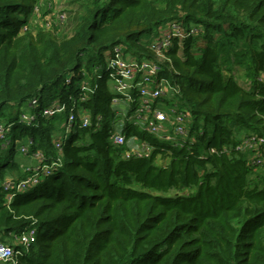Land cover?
Instances as JSON below:
<instances>
[{
    "label": "trees",
    "instance_id": "obj_1",
    "mask_svg": "<svg viewBox=\"0 0 264 264\" xmlns=\"http://www.w3.org/2000/svg\"><path fill=\"white\" fill-rule=\"evenodd\" d=\"M80 1L73 35L60 39L28 30L37 0H0V115L12 123L0 145V241L16 247V264H264V142L236 150L245 137L264 138V0ZM170 22L197 29L168 51L176 101L192 115L185 142L126 122L127 136L155 146L149 158L127 159L109 122L77 128L59 152L56 120L65 113L19 122L27 104L39 113L55 100L75 99L94 122L114 115L107 77L85 101L82 81L120 44L154 58L143 36ZM17 140L30 159L42 152L62 164L8 204L7 175L30 173L15 159ZM30 228L36 241L16 244Z\"/></svg>",
    "mask_w": 264,
    "mask_h": 264
},
{
    "label": "built area",
    "instance_id": "obj_2",
    "mask_svg": "<svg viewBox=\"0 0 264 264\" xmlns=\"http://www.w3.org/2000/svg\"><path fill=\"white\" fill-rule=\"evenodd\" d=\"M38 5L35 4L33 13H37ZM68 14L63 8L52 17L44 20V28L55 29L65 24ZM26 27V26H25ZM27 28V27H26ZM197 29L193 27L186 30L179 23L170 22L162 28V33L158 35L150 44V49L154 53V58H140L127 53L124 45L120 44L106 53L105 73L99 74V67H96L94 76L89 75L81 85L80 100L85 101L91 94H94L99 86L98 80L107 77L110 84L112 98L110 106L116 116L113 121V130L110 135L111 142L123 148L125 158H149L155 146L147 141H143L137 135L127 136L125 129L127 123L138 126L142 130L153 134L163 140L181 144L188 139L189 125L192 115L187 110H182L177 106L176 97L180 94V85L177 84L175 74L176 69L171 55L168 53L172 45V39L179 37L183 39L195 33ZM170 72L173 78L166 76ZM70 74L67 83L70 82ZM95 78V79H94ZM94 79V84L92 82ZM172 103L173 106H167ZM39 105L37 98L32 99L30 106L36 108ZM66 114L63 122L65 133L56 138V148L62 152L63 142L75 132L77 128H88L95 125L100 127L104 118L102 115L93 121L91 112L80 109L76 100L71 105L61 100H55L42 112H23L19 122L27 126H32L37 122V118L54 117ZM12 123L0 122V145L9 143L7 134ZM61 127V128H62ZM69 133H71L69 135ZM30 140H28V143ZM264 138L257 136L245 137L237 145L236 150H246L257 147L263 143ZM20 152L27 155L28 145L22 141H16ZM212 152H215L212 149ZM60 154V153H59ZM37 164L27 166L25 169L30 172L23 179L6 178L2 183L6 195V202L10 204L18 192L25 191L38 184L44 177L50 175L62 164V156L50 159L42 152L33 154ZM19 245L29 248L36 241V229L30 228L16 238ZM16 247L0 241V263L16 264Z\"/></svg>",
    "mask_w": 264,
    "mask_h": 264
},
{
    "label": "rangeland",
    "instance_id": "obj_3",
    "mask_svg": "<svg viewBox=\"0 0 264 264\" xmlns=\"http://www.w3.org/2000/svg\"><path fill=\"white\" fill-rule=\"evenodd\" d=\"M36 4L39 7L37 10V13L34 14L32 12L30 14L29 25H28L29 31H31L33 34H38L40 31L51 32L52 34L59 37L60 39L65 38V37H71L73 35L76 16H77L78 12L81 10V1L80 0H37ZM60 8H63L65 11H67V14H68V17H67L65 24L62 25L61 27L55 28V29H46V28L42 27V26H44V23H43L44 20H46L47 18H52L58 12V10ZM25 29H26V27H23L21 31L24 32ZM28 30H26V31H28ZM161 33H162V27H159V28L154 29L152 32L144 34L143 39L146 43L150 44ZM99 68H100L99 74L103 75L105 73L106 63L103 62L101 65H99ZM235 73L238 74V76L240 77L239 80L243 85L248 84L249 77L246 75V70L244 68L238 67V69L235 71ZM87 78L89 79V77H87ZM261 78L263 79L264 76H261ZM27 106H28V104H27ZM27 106L26 107L24 106L23 109H24V111L29 112L30 107H27ZM167 106H173V104L168 103ZM177 106L179 108L182 107L181 104H178V103H177ZM16 109H17L16 107L9 108V110L12 112H15ZM7 118H8L7 116L0 115V122H5ZM115 118H116V116H114L113 114H109V116L104 118L101 125H103L105 123L113 122L115 120ZM64 120H65V118L64 119L61 118V120H59V119L56 120L57 128L61 129L60 134H62V132L65 133V131L62 127ZM70 134L71 133H69V135ZM19 148L20 147L18 146V149ZM253 150L254 149L251 148L250 151L252 152ZM263 154H264V152H263ZM262 158L260 160H262ZM15 159L18 162L22 163L21 165H27V164L28 165H31V164L36 165L37 164L36 160H34V162H33V160H31L29 158V156L27 157L22 152H20V150L16 152ZM260 160L258 159L257 162H259ZM0 163H2L1 159H0ZM261 170H262V168L258 169V171H261ZM262 172H264V170ZM10 176H12V175H7L6 178H10Z\"/></svg>",
    "mask_w": 264,
    "mask_h": 264
},
{
    "label": "crops",
    "instance_id": "obj_4",
    "mask_svg": "<svg viewBox=\"0 0 264 264\" xmlns=\"http://www.w3.org/2000/svg\"><path fill=\"white\" fill-rule=\"evenodd\" d=\"M31 159H32V160H33V162H34V160H35V159H34L33 157H32ZM31 162H32V161H31ZM27 165H28V164H27ZM27 165H24V166H27ZM31 165H32V164H31Z\"/></svg>",
    "mask_w": 264,
    "mask_h": 264
}]
</instances>
